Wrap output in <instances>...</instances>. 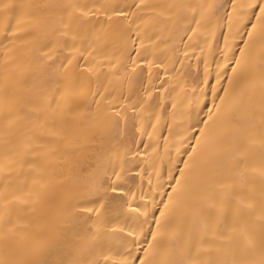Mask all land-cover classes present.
Returning a JSON list of instances; mask_svg holds the SVG:
<instances>
[{
    "label": "snow or ice",
    "instance_id": "obj_1",
    "mask_svg": "<svg viewBox=\"0 0 264 264\" xmlns=\"http://www.w3.org/2000/svg\"><path fill=\"white\" fill-rule=\"evenodd\" d=\"M0 264H264V0H0Z\"/></svg>",
    "mask_w": 264,
    "mask_h": 264
},
{
    "label": "bare ground",
    "instance_id": "obj_2",
    "mask_svg": "<svg viewBox=\"0 0 264 264\" xmlns=\"http://www.w3.org/2000/svg\"><path fill=\"white\" fill-rule=\"evenodd\" d=\"M213 83H214V81H213Z\"/></svg>",
    "mask_w": 264,
    "mask_h": 264
}]
</instances>
